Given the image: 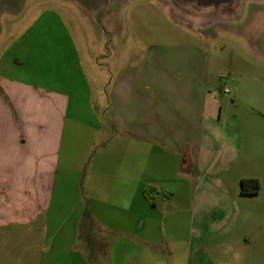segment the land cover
Listing matches in <instances>:
<instances>
[{
    "label": "crops",
    "instance_id": "obj_1",
    "mask_svg": "<svg viewBox=\"0 0 264 264\" xmlns=\"http://www.w3.org/2000/svg\"><path fill=\"white\" fill-rule=\"evenodd\" d=\"M36 22L20 59L0 56V264H188L191 236H207L195 225L218 211L207 196L228 191L205 173L236 152L201 73L170 77L150 47L130 69L92 56L97 85L75 36L45 31L56 16Z\"/></svg>",
    "mask_w": 264,
    "mask_h": 264
},
{
    "label": "rangeland",
    "instance_id": "obj_2",
    "mask_svg": "<svg viewBox=\"0 0 264 264\" xmlns=\"http://www.w3.org/2000/svg\"><path fill=\"white\" fill-rule=\"evenodd\" d=\"M107 6L91 0H0V56L8 51L20 59L22 34L37 20L56 16L59 26L45 31L75 36L96 84L106 76L92 71V56L102 70L107 64L130 69L150 47L168 62L160 67L170 77L200 72L205 96L215 99L218 143L235 145L236 152L229 167L205 173L222 177L228 191L207 196V204L218 211H208L195 225L207 236H191L188 264H264V0H238L205 21L166 0H108ZM37 24L33 31L41 29ZM111 72L110 78L122 73L113 67ZM17 76L22 79V73ZM214 102L206 103V113ZM243 179H257L258 193L242 194ZM213 223L215 232L209 231Z\"/></svg>",
    "mask_w": 264,
    "mask_h": 264
},
{
    "label": "water",
    "instance_id": "obj_3",
    "mask_svg": "<svg viewBox=\"0 0 264 264\" xmlns=\"http://www.w3.org/2000/svg\"><path fill=\"white\" fill-rule=\"evenodd\" d=\"M177 8L192 15L193 18L209 20L212 14L218 11L231 10L238 0H166Z\"/></svg>",
    "mask_w": 264,
    "mask_h": 264
},
{
    "label": "trees",
    "instance_id": "obj_4",
    "mask_svg": "<svg viewBox=\"0 0 264 264\" xmlns=\"http://www.w3.org/2000/svg\"><path fill=\"white\" fill-rule=\"evenodd\" d=\"M241 184V193L244 195H255L258 193L260 188V183L257 179H243ZM247 184L252 186V190L246 189ZM151 190H155V188H148L145 192L148 193Z\"/></svg>",
    "mask_w": 264,
    "mask_h": 264
}]
</instances>
